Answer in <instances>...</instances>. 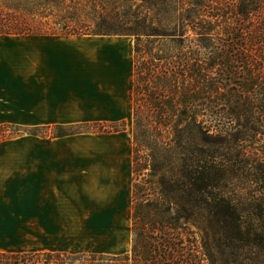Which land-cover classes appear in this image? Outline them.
Here are the masks:
<instances>
[{"label": "trees", "instance_id": "1", "mask_svg": "<svg viewBox=\"0 0 264 264\" xmlns=\"http://www.w3.org/2000/svg\"><path fill=\"white\" fill-rule=\"evenodd\" d=\"M50 24L135 37L134 163L149 151V172L133 188L129 254L0 253V264H202L187 227L219 188L222 144L264 127V0H0V34ZM212 203L243 230L234 203Z\"/></svg>", "mask_w": 264, "mask_h": 264}, {"label": "crops", "instance_id": "2", "mask_svg": "<svg viewBox=\"0 0 264 264\" xmlns=\"http://www.w3.org/2000/svg\"><path fill=\"white\" fill-rule=\"evenodd\" d=\"M9 37L0 49V99L8 101L0 122L72 130L131 117L130 36ZM35 142L0 147V252L111 251L128 227L131 135L84 131Z\"/></svg>", "mask_w": 264, "mask_h": 264}, {"label": "rangeland", "instance_id": "3", "mask_svg": "<svg viewBox=\"0 0 264 264\" xmlns=\"http://www.w3.org/2000/svg\"><path fill=\"white\" fill-rule=\"evenodd\" d=\"M37 29L42 33L44 32V34L66 35L61 34V26L54 24L39 26ZM9 36L25 35L0 34V49L8 41L15 40L13 39L15 37L12 38ZM129 39L132 41L135 62L136 39L134 36H130ZM163 44L165 45V49H176V46L173 43H169V41L163 42ZM1 72L2 67L0 66ZM134 99L135 94L133 91L132 113L128 121L117 124H103L106 132H98L99 128L94 127V124L87 125L86 127H75L71 130L64 127L59 129H46L41 126L0 122V147L36 146L35 141L39 140L40 137H59L58 135L60 133L69 134L71 132L84 131L111 133L125 130L131 135L133 141V167L130 182V208L128 212L127 232H122L115 237L112 243V249H110L111 251L96 253L104 256H120L131 252L133 245V188L134 184L145 177V175L147 177L149 172V169H142L143 157L149 154V151L142 150L139 153V157H142L138 161L139 164L135 165L134 163ZM6 102L8 101H2L0 99V116L7 112ZM238 128L237 130L242 129L240 126ZM257 130L248 133V135L234 133L235 136L233 138L229 137L224 141L218 154V162L222 168V179L219 182V188L212 196L208 197L207 201L211 205H205L201 216H198L194 223L190 222L187 227L189 232H191V236L196 241L199 254L203 258L202 264H264V127ZM159 178L160 174L154 178V181H158ZM214 199L219 201L221 207L227 202H232L237 206L242 221L244 222L242 226L243 230L238 232L231 218L224 216L222 212L219 214V210L214 208V204L212 203ZM216 211L219 216L215 215ZM81 243L82 248L87 247L85 242ZM121 246H124V248L118 253H110L116 252L117 248ZM89 248L91 249L93 246H89ZM92 253L88 251L67 254L89 255ZM85 259L75 261V264H91Z\"/></svg>", "mask_w": 264, "mask_h": 264}]
</instances>
